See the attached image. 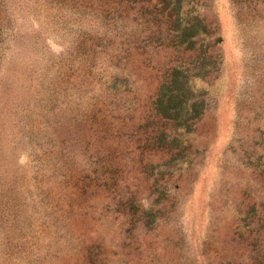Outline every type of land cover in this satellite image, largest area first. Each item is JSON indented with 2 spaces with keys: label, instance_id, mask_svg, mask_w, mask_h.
Here are the masks:
<instances>
[{
  "label": "rangeland",
  "instance_id": "374dc122",
  "mask_svg": "<svg viewBox=\"0 0 264 264\" xmlns=\"http://www.w3.org/2000/svg\"><path fill=\"white\" fill-rule=\"evenodd\" d=\"M0 264H264V0H0Z\"/></svg>",
  "mask_w": 264,
  "mask_h": 264
},
{
  "label": "trees",
  "instance_id": "16d2710c",
  "mask_svg": "<svg viewBox=\"0 0 264 264\" xmlns=\"http://www.w3.org/2000/svg\"><path fill=\"white\" fill-rule=\"evenodd\" d=\"M192 99H194V96H193V98H192ZM185 105H186V107H187V106H189L187 102H186V104H185Z\"/></svg>",
  "mask_w": 264,
  "mask_h": 264
}]
</instances>
